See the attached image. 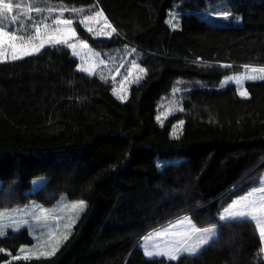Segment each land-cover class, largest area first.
Wrapping results in <instances>:
<instances>
[{"label":"trees","instance_id":"obj_1","mask_svg":"<svg viewBox=\"0 0 264 264\" xmlns=\"http://www.w3.org/2000/svg\"><path fill=\"white\" fill-rule=\"evenodd\" d=\"M4 2L69 18L102 10L114 38L96 39L76 21L79 37L133 53L147 74L123 102L115 79L80 72L66 45L0 62V207L50 206L63 194L87 202L57 253L11 260L34 238L10 231L0 236V264H264L255 222L220 219L264 174V80L247 84L249 98L219 87L231 73L264 67V0ZM219 12L242 24L204 19ZM171 98L180 108L161 123ZM41 176L48 181L30 191ZM185 215L217 237L196 255L147 258L144 238Z\"/></svg>","mask_w":264,"mask_h":264},{"label":"rangeland","instance_id":"obj_2","mask_svg":"<svg viewBox=\"0 0 264 264\" xmlns=\"http://www.w3.org/2000/svg\"><path fill=\"white\" fill-rule=\"evenodd\" d=\"M5 3H9V2H5ZM28 9L29 7L23 5L21 6V10H20L21 15L23 16V18L19 17L20 21L21 19H26L28 17H31V20L27 19L26 23L24 24V32L27 33L30 29L34 31V27H33V21H34L35 24L41 25L42 37L46 36V34L51 33V28L45 29L43 27V24H48L51 27H56V25L53 24V20L57 18L72 19L74 23L76 21L81 22V20H83L84 17L88 15H94L96 11H99V10L91 9L88 13L77 12L74 18H69L64 16L63 14L61 15V12L56 10L49 11V9H47L44 13H42V12H36L34 10L35 8H32L33 10L31 12H29ZM14 10L15 7H13V13L9 15L14 14ZM175 16L176 15L173 14V17ZM204 19L209 20L214 25L223 26V27L239 26L242 24L241 15H233L231 13H223V12L213 13L211 17L205 15ZM107 22L111 25L108 19ZM83 26L86 29L88 27H91L93 31L90 33L96 39L111 40L114 38L115 32H111V28L105 26L103 18H100L98 22H88L87 24H83ZM73 27L76 30L77 36L73 37L69 41V43H76L77 44L76 51L80 52V55L77 56L74 55L73 50L70 49L72 54L79 61L78 70L80 72H84L89 75H98L104 78H109V77L114 78L115 85L113 88V93L121 101L125 102L130 95L131 87L133 85H136L143 79V77L147 74V70L139 63L138 59L136 58V56H134L133 53H129L128 55H125L126 53L118 52L112 46H100V47L95 46L91 42L79 37V32L76 29L75 24H73ZM101 28H103L105 34H97ZM108 32H111L110 36L106 34ZM81 40H83L88 45V48L84 49L79 46V41ZM33 43L38 44L39 41L37 40L34 41ZM44 44L45 46L43 48H41L38 52H34L31 55H23V53H19L22 58L16 60H13L11 58V51L9 50L7 53V59L0 60V62L5 63V62L22 60L27 57L40 53V51L46 47L65 45V44L49 43L46 38L44 39ZM82 68H88L90 71L85 72L82 70ZM253 68L260 69L264 67H245L241 71L231 73L222 80L219 87L226 88L230 85H236L239 94L242 90L246 89L248 95L247 96L241 95V96L243 98H249L250 94L247 88V84L250 82L264 80V73H260V72L253 73L250 71ZM248 76H254L255 78L248 79ZM125 77L127 78L125 79ZM233 78H239V83H237L236 79ZM179 84L180 82L177 83L176 89L179 88ZM179 106L180 105L177 98H171L165 103L162 112L157 117V120L162 123L164 120L168 118L169 115L177 111L180 108ZM169 162H177V160L167 161V163ZM47 181H48L47 176H41L34 179L30 191L32 192L37 191L38 189L42 188ZM261 188H264V174L262 176L260 185L251 189L248 192V194L246 193L245 196H248L249 193H257V196L255 198L259 199L261 194H259L258 190ZM245 196L243 195V197ZM243 197L241 196L237 198L233 203L241 200ZM81 201L83 200H71L70 198H68L66 194H63L54 205H50V206L43 205L36 201H33L23 206H15L12 208L0 207V214H4V213L9 214L8 216L0 215V223L13 224V223H18L22 220H28L29 222L28 225L21 224L18 230H14L12 227H9L4 235L9 233L10 231L19 232L22 230H27L34 238V243L32 245L23 246L21 248L25 250V253L29 254L28 259L52 256L65 245V243L67 242V240L74 231L75 224L79 221V219L86 211L87 209L86 201H83L85 207L82 210L80 208L72 209L70 207L71 204H78ZM233 203L229 204L225 209H228ZM225 209L223 210L221 216L224 214ZM181 221H183V223H181ZM192 226L198 227L195 221L192 219L191 215H185L181 218L175 219L169 224H166L149 233L141 243V248L143 249L145 255L147 250L150 249L154 250L157 245L161 250H167L168 248L178 244L182 239L181 234L189 232ZM216 230H217L216 235H218V229L216 228ZM146 238H150V239H146ZM206 246L207 245L203 246L201 250L204 249ZM36 250H42L41 254L37 256ZM18 254L22 255L20 252H18L16 255L11 254V260H20V259H13V257H16ZM146 257L157 258L163 256L148 257L146 255Z\"/></svg>","mask_w":264,"mask_h":264},{"label":"snow or ice","instance_id":"obj_3","mask_svg":"<svg viewBox=\"0 0 264 264\" xmlns=\"http://www.w3.org/2000/svg\"><path fill=\"white\" fill-rule=\"evenodd\" d=\"M13 4L5 3L4 0H0V60L7 59V53L11 51V58L13 60L22 58L19 53L23 55H31L34 52H38L41 48L45 46L44 39L46 38L49 43L55 44H65L68 48L73 50V54L79 56L80 52L76 51L77 44L69 43V41L77 36L76 30L73 27L74 21L72 19H54L53 24L56 27H51L48 24H43L45 29L51 28V33L46 34L42 37L41 35V25L35 24L33 21V30H29L27 33L24 32V24L19 20L20 12L17 14L13 13ZM17 9H21L19 3L15 6ZM33 9L29 7L28 11L31 12ZM36 12H40L39 7H35ZM52 11V9H49ZM63 13L61 12V15ZM100 18L104 19L105 26L111 28V32H115V28H112L111 25L107 22V18L104 17L103 11H96L94 15H88L81 20L82 24H87L88 22H98ZM31 20V17H28ZM174 19V17H173ZM170 24L172 20L168 21ZM13 25H18V27H13ZM63 26V27H61ZM178 25H173L177 27ZM87 31L92 32L91 27L87 28ZM111 32L106 33L111 35ZM97 34H105L103 28ZM39 41L38 44L33 43L34 41ZM79 46L81 48H88V45L83 41H79ZM135 67V65H134ZM83 71L89 72L88 68H82ZM143 71V70H141ZM251 72H260L264 73V68L260 69H251ZM127 77H125L126 79ZM254 76H248V79H254ZM236 79V82L239 83V78ZM240 95L247 96V90H242ZM260 195L259 199H256L257 193H249L248 196L243 197L241 200L233 203L228 209H225L224 214L220 217L221 220H236L239 222H255L259 226V235L261 238H264V188L258 190ZM72 209L80 208L81 210L85 207L83 201L78 204H71ZM19 211V210H17ZM3 216H8L9 214L4 213L0 214ZM39 219V218H38ZM28 220H22L18 223L13 224H4L0 223V236L4 235L9 227H12L14 230H18L21 224L28 225ZM183 223V221H181ZM166 234V233H165ZM216 235L215 228H198L192 226L190 231L187 233L181 234L182 239L178 244L168 248L167 250H161L157 245L155 249H150L146 251L148 257L163 256L171 261L179 260L181 256L187 255H196L200 252L201 248L205 245H208L210 241ZM150 239V238H146ZM37 256L41 254L42 250H36ZM264 251V249H262ZM19 252L22 255H17L13 259H25L29 258V254L25 253V250L21 249Z\"/></svg>","mask_w":264,"mask_h":264},{"label":"crops","instance_id":"obj_4","mask_svg":"<svg viewBox=\"0 0 264 264\" xmlns=\"http://www.w3.org/2000/svg\"><path fill=\"white\" fill-rule=\"evenodd\" d=\"M248 194V193H247ZM246 195V194H245ZM244 195V196H245ZM243 197V196H242ZM239 198V197H238ZM237 199V198H236ZM235 199V200H236ZM235 200H233L231 203H233ZM230 203V204H231ZM223 212V211H222ZM222 214V213H221ZM221 214H220V217H221ZM223 221H232V220H223ZM211 228H215L216 229V227H211ZM257 228H258V230H259V226L257 225ZM216 233H217V230H216ZM217 237V235H215V237H214V239ZM262 239V243H263V247H264V238H261ZM143 242V241H142Z\"/></svg>","mask_w":264,"mask_h":264}]
</instances>
